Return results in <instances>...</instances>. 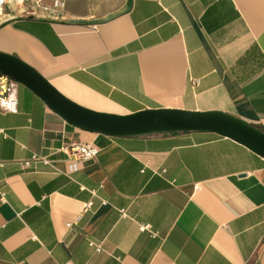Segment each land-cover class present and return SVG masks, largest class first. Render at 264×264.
<instances>
[{"label":"crops","instance_id":"1","mask_svg":"<svg viewBox=\"0 0 264 264\" xmlns=\"http://www.w3.org/2000/svg\"><path fill=\"white\" fill-rule=\"evenodd\" d=\"M40 1L5 9L0 50L72 99L264 128V0ZM15 91L0 109V264H264L263 156L212 131L88 130ZM77 142L98 151L70 170L61 147ZM33 154L48 161L23 166Z\"/></svg>","mask_w":264,"mask_h":264},{"label":"water","instance_id":"2","mask_svg":"<svg viewBox=\"0 0 264 264\" xmlns=\"http://www.w3.org/2000/svg\"><path fill=\"white\" fill-rule=\"evenodd\" d=\"M0 73L25 84L66 121L109 135H143L167 131L204 130L231 137L264 157V129L221 110L151 107L112 112L86 106L62 92L18 55L0 50Z\"/></svg>","mask_w":264,"mask_h":264},{"label":"built area","instance_id":"3","mask_svg":"<svg viewBox=\"0 0 264 264\" xmlns=\"http://www.w3.org/2000/svg\"><path fill=\"white\" fill-rule=\"evenodd\" d=\"M25 0H0V14L5 11L6 8L9 10H17L19 5L23 4ZM31 6H43L48 8L47 5L43 4L40 0H29ZM63 0H52V7L63 6ZM13 15V14H12ZM16 84L17 81L8 76L7 74L0 73V109L1 110H16ZM1 130V128H0ZM61 149L66 155V160L68 162V167L70 170H74L79 167V164L85 160L91 159L96 156L98 147L92 142H77L69 145L62 146ZM41 159L43 161H48L46 156L33 154L29 158H24L21 163L23 166H28L31 161ZM197 188V185H194ZM91 201H87L85 206H89ZM123 211V210H121ZM70 222H67L68 225ZM148 223L141 224V228L148 227ZM90 244L95 245L96 249H101L100 243H95L90 241ZM61 264H72L70 260H66Z\"/></svg>","mask_w":264,"mask_h":264},{"label":"bare ground","instance_id":"4","mask_svg":"<svg viewBox=\"0 0 264 264\" xmlns=\"http://www.w3.org/2000/svg\"><path fill=\"white\" fill-rule=\"evenodd\" d=\"M3 14H4L3 12L0 14V18H2V15H3Z\"/></svg>","mask_w":264,"mask_h":264},{"label":"trees","instance_id":"5","mask_svg":"<svg viewBox=\"0 0 264 264\" xmlns=\"http://www.w3.org/2000/svg\"><path fill=\"white\" fill-rule=\"evenodd\" d=\"M262 129H264V128H262Z\"/></svg>","mask_w":264,"mask_h":264}]
</instances>
